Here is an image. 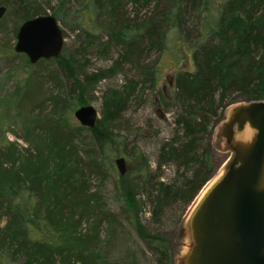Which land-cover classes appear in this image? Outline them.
<instances>
[{"label":"trees","instance_id":"obj_1","mask_svg":"<svg viewBox=\"0 0 264 264\" xmlns=\"http://www.w3.org/2000/svg\"><path fill=\"white\" fill-rule=\"evenodd\" d=\"M0 6V31L13 40L23 21L47 12L67 39L58 58L29 63L15 97H0L6 103L0 264H138L127 245L121 258L105 254L120 232L123 240L129 235L124 223L152 264H171L166 235L214 173L212 134L225 108L239 98L264 99V0H0ZM95 57L110 64L86 70ZM186 59L192 69L180 66ZM167 61L174 67L168 94L159 86ZM119 72L123 81L99 97L109 130L103 119L86 127L66 118L67 108L92 102L87 84ZM147 88L160 112L126 131L124 113ZM5 120L26 126L23 133L10 129L25 146L7 139ZM115 154L129 163L113 182L122 195L118 210L105 205L92 182L103 184ZM166 167L171 174L164 178Z\"/></svg>","mask_w":264,"mask_h":264},{"label":"water","instance_id":"obj_2","mask_svg":"<svg viewBox=\"0 0 264 264\" xmlns=\"http://www.w3.org/2000/svg\"><path fill=\"white\" fill-rule=\"evenodd\" d=\"M4 13L0 6V18ZM65 41L61 25L47 12L19 25L13 50L34 64L58 58ZM73 115L86 127L99 118L91 103L75 108ZM224 122L228 141L246 124L255 133L247 143L231 142L233 157L190 213L185 228L191 245L183 264H264V99L236 105ZM115 164L125 174L124 157Z\"/></svg>","mask_w":264,"mask_h":264},{"label":"rangeland","instance_id":"obj_3","mask_svg":"<svg viewBox=\"0 0 264 264\" xmlns=\"http://www.w3.org/2000/svg\"><path fill=\"white\" fill-rule=\"evenodd\" d=\"M67 41V39L65 38ZM65 41V42H66ZM5 43L6 47L3 51L0 52V97L7 98L10 100L12 97H15L16 91L21 89V86L24 84V79L28 75V72L30 71V62L28 58L20 53H15L13 50V46L15 43V40L12 39V36L6 32L0 31V50H1V44ZM14 54L18 55V57H15ZM30 63V64H29ZM108 64H110V61L99 59L97 57L92 58L89 63V67L86 66V70H97L100 68L106 67ZM164 65H168L167 68L163 69L162 71V77L159 83L160 89H162L166 94L169 93V90L171 89V82H172V74L174 67L170 62H166ZM181 67L192 69L193 65L191 61H188L187 59L180 64ZM123 73L115 74L109 78L100 79L98 81H94L92 83L87 84L86 90L84 91V94L88 96L90 99H92L91 104H93L96 109L98 110V119H103L102 126L103 130H109L113 126L112 120L105 119L104 116H102L101 110V101H100V95L101 91L109 84H116L120 83L124 79ZM72 85L69 84V89L72 90ZM258 100V99H257ZM248 101V100H246ZM250 101V100H249ZM245 103V99L239 98L238 101L228 105L224 112H223V119L217 124L215 129L213 130L212 134V144H213V153H212V159L215 164V170L212 175V177L207 181V183L202 187V189L199 191L198 195L195 197L193 202L188 207L185 216L182 220L181 225L173 230L171 233L166 235V239L169 241V252L171 255V264H183V259L185 255L187 254L191 242L189 239L188 231L185 228V225L188 221V217L202 195L205 193V191L210 187V185L222 174L225 167L230 162L231 158L233 157V151L231 149V142L232 141H239L241 140L239 138V135L241 132L248 130L250 131V136L243 141L244 143H247L251 140L253 134L255 133L254 129H252L248 124H246L243 128V131L238 132L234 130L233 137L231 141L227 140L226 132L224 128V121H226L229 117V114L231 112V109L235 107L236 105ZM6 103L2 102L0 100V118H2V113L5 111ZM160 105L157 102V100H153L152 94L149 88L146 89V95H144L141 100L133 101L126 112L124 113V119H122L121 123L122 125L127 124V129H135L136 127H139L141 125L145 126V122L148 118L155 117V113L160 112ZM74 109H68L65 110V116L66 118L71 122L78 124V121L75 119L73 115ZM6 114H10L8 111ZM7 121V120H5ZM2 129L6 130V137L8 140L18 144L19 147L25 146V142L21 138H17L13 132L10 130L17 131L18 133H23V128L26 127L25 125L20 126L19 124H15L12 121H7L2 125ZM118 132V127L114 129V133ZM119 132L123 133V130H119ZM147 133H154L152 129H150ZM242 141V140H241ZM95 151L97 152L96 148ZM117 157H120L119 154H115L114 158V170L111 169L109 171L110 175L107 176V178L103 181V184L101 185V181L98 178H94L92 180L93 182V189L98 190L100 189V195L102 197V200L104 201L105 205H107L110 209L118 210L119 205L122 204V195L121 193L117 192L113 186L114 180H116V177L119 173L117 166L115 164V159ZM126 169L129 166V163L125 161ZM169 167L165 168L166 175L164 178L168 177L171 174V170H169ZM124 231H127L129 235H125V238L123 240V232H120V239L117 241L116 246L113 248H110L108 245L105 247L106 252L105 254L108 255L109 259H118L121 258L124 255V247L125 245L131 247V254L130 256L134 255L136 258V262L138 264H152L150 261V257L148 254L144 252L143 247L139 243V241L136 239V237L132 234V229L129 224L124 223ZM88 225L83 224L82 229H87ZM122 229V228H121ZM131 233H130V232ZM43 235L49 239L53 238L55 236L51 231L44 230ZM109 235V228L108 225L105 224L101 228V240L104 241L106 237ZM125 243V244H124ZM122 244V245H121ZM104 250V249H103ZM75 264H79L76 262Z\"/></svg>","mask_w":264,"mask_h":264},{"label":"bare ground","instance_id":"obj_4","mask_svg":"<svg viewBox=\"0 0 264 264\" xmlns=\"http://www.w3.org/2000/svg\"><path fill=\"white\" fill-rule=\"evenodd\" d=\"M249 136H250V131L245 130V131H243V132L239 135V138H240L242 141H245Z\"/></svg>","mask_w":264,"mask_h":264}]
</instances>
